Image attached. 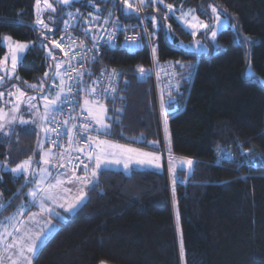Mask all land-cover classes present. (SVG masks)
Returning a JSON list of instances; mask_svg holds the SVG:
<instances>
[{
	"label": "trees",
	"instance_id": "16d2710c",
	"mask_svg": "<svg viewBox=\"0 0 264 264\" xmlns=\"http://www.w3.org/2000/svg\"><path fill=\"white\" fill-rule=\"evenodd\" d=\"M207 3L228 16L236 31L227 28L217 36V54L186 53L179 45L191 35L165 5H173L174 13L194 9L200 20L208 21ZM121 4V0H74L68 8H58L54 21L47 20L54 27L48 32L35 22L36 0H0V61L6 51L2 36L32 42L18 75L27 82L50 78V59L38 43H49L51 38L61 42L70 11H86L78 27L91 18L99 22L96 17L135 19L123 15ZM143 12L160 20L155 62L179 61L173 68L177 88L170 94L161 91L158 107L151 78L140 81L134 71L138 64L150 68L148 48L136 53L104 49L103 62L125 70L124 99L104 102L111 116L110 127L102 131L104 141L162 154L165 119L171 153L195 161L193 176L185 181L188 166L179 167L172 180L166 162L161 170L136 169L129 174L102 168L84 202L57 221L32 264H264V86L259 81L264 79V0H164L155 6L148 0ZM187 61H192L191 66ZM250 62L255 75L246 78ZM91 70L87 82L98 74L96 68ZM163 86L160 82V90ZM4 88L9 86L0 90ZM65 94L66 89L62 100ZM3 137L0 196L5 206L0 216L29 203L28 176L11 169L37 156L36 132L20 129ZM50 138L51 130L45 144L62 156L63 168L71 176L92 172L96 156L87 170L74 173L67 168L63 152L50 145ZM224 152L228 157L216 163Z\"/></svg>",
	"mask_w": 264,
	"mask_h": 264
},
{
	"label": "rangeland",
	"instance_id": "374dc122",
	"mask_svg": "<svg viewBox=\"0 0 264 264\" xmlns=\"http://www.w3.org/2000/svg\"><path fill=\"white\" fill-rule=\"evenodd\" d=\"M73 1L74 0H72V2ZM121 1H122L121 6H122V10H123V15L127 16L128 14H132L134 16H138V14L140 13L139 12V6H138L139 0H129V3L131 5H133L134 7H137V9H138L137 11H132L128 8H125L123 0H121ZM49 2L53 3L54 6L57 8L56 12L53 13L50 10H44L42 12H38L36 5H35L37 17L40 16V18H42L46 24H48L47 20L54 21L56 19L53 17V15L58 12V8L61 10H64V9L68 8V6L70 4H72V2H71L69 5L65 6L63 4L57 3L56 0H49ZM114 2H116V0H112V3H114ZM147 2H148V0H145V4L142 7V9L145 8V6L147 5ZM212 7H215L217 9V14L220 16L219 23H217V21L215 19V15L212 12ZM41 8H43V2H41ZM205 8L208 12V19L209 20L208 21L202 20V21L208 27L207 28H199V27L193 28V27H189V23H193V21L191 20V15L185 17V16H183V13H189L191 10L192 14L197 16L196 10L188 9V10H184V11L179 12V13H174L173 11L169 12L168 8L166 7L168 14L173 16L174 19L179 24H181L184 27V29L191 35V39L189 41L181 43L179 45V47L186 53H193V54H196L197 56L217 54L219 52L218 48H217V36L227 28H230L233 31H236L235 24L231 21V19L228 16L222 14L220 12V10L215 5H213L211 3H207L205 5ZM69 11H67L66 13H68ZM144 15H145V20H146L147 24L149 25L151 23V26H152V29H151L152 39H151V41H152V44L154 47L153 49H155V51H156V47H155L154 43H155V37L157 35V31L160 27L158 24L160 22V20L158 19V17L156 15H154L152 13H145ZM37 17H36V19H37ZM153 17L155 18V22L153 20ZM37 26L44 31H48L46 29H43L39 25H37ZM49 28H51L53 30L54 27L49 26ZM168 28H169V26L166 25L167 38L170 42H172L173 39H172V36H171ZM213 30L216 31L215 39H213V37H212V31ZM51 31H48V32H51ZM193 32L196 33L195 36L193 35ZM4 36H9V35H4ZM4 36H2L1 44L4 46L6 51H5V54H4L1 61H4L5 57H7V61L4 63H0V69H4V70H0V77H4L3 80H0V87H2L3 85H7V86H9V88H4L3 90H0V93H2V95H0V125L3 126L2 128H0V141H3V139H4L3 136L6 133L14 132L16 130L18 131L20 129H22V130L28 129V130L36 132V135H37L36 148L38 146L39 155L41 154V157L37 158V161H38L37 164L42 165L41 166V172L43 173L45 171H49V168L51 166H53L55 163V162L50 161L47 157L46 158L48 159V163H44L42 157H44L45 153H47V152L52 153V155H53L52 160L53 161H56L55 158L57 157L55 150L47 147L45 142L48 139L49 133H50L49 125H48L49 118L52 116V114L59 107L61 100L63 98V95L65 93V89H66V85L64 83L63 74H62L63 68H64V62H63V59L61 58V56L59 54L60 47H57V46H55V44L52 43V41L58 42L57 39H53V38L50 39L49 43H47V42H43V43L39 42L38 43L40 46L41 45L43 46V48L45 50V56H47L50 59V69H49L48 73L51 74V77L50 78L45 77L44 79H39L38 82H36V81L27 82V81L21 80L17 71H18V66H19L20 62L22 61L25 53L28 51V49L30 47L33 46V43L32 42L16 41V40L12 39L10 36L9 37L11 38V41H4L3 40ZM17 42L26 43L28 45V47L23 53L20 54L19 60L17 63V67L15 69V73L11 77H9L6 74V73L12 72L11 53L9 51V43L14 45ZM49 52H51L52 55H49ZM57 64H60V68L56 67ZM186 64H188V66H191L192 61H187ZM254 75H255V72L252 69V64L250 62L248 67L245 69L244 76L246 78H249L250 76H254ZM62 80H63V84L61 83ZM259 81L264 86V79L259 78ZM41 84H43V89L39 88V85H41ZM31 85H37L38 87L36 89H33L31 87ZM61 88H63L62 92H61ZM17 89H19L20 91L18 92ZM10 93H11V95H10ZM20 93H23V95H20ZM57 93H60L61 98L56 102V104L54 106H52L51 110L47 114V119H43V117L45 116V104L47 103V101L45 100V97H47L48 100H52V99H55ZM30 97H35V99H30ZM87 101H88V103L85 104V108L91 113V116L93 119L97 115L101 114L102 110H101L100 106H103L104 122L106 124H108L110 127L108 119L111 116L109 114L108 106L105 105L104 103H93L92 101H89V100H87ZM13 117H15V119H13ZM22 119L25 121H28V123H21ZM94 122H95V119H94ZM42 129H47V130L42 131ZM107 130L108 129L101 130V131H103L105 133ZM163 137H164L163 140H164V144H165L164 145L165 151H164V147H163L162 154L156 153L157 155L160 156L159 163H160L161 167L159 169H157L151 165H147V164H145V165L136 164L134 162V160L137 158H141V157H139L137 152H133V153H124L123 154L124 156H130L133 159V162L130 163L128 170H125L122 163L121 164L105 163V164H102L99 169H97V172L99 170H101L102 168L121 170L126 174L127 173L129 174L132 170H136V169H138V170H161L164 168L165 162L167 164V169L169 170V168H170V155H169L170 134H169L168 128H167V133L165 132V119H164ZM105 141H108L109 143H108V145H104V153L103 154L108 159L112 158L113 153L115 154V156L117 158H122V149L118 148V147H110L109 145H121L124 148L136 149L132 146L121 144V143L114 141L112 139H107ZM139 152H149V151L139 150ZM171 155L175 158L172 161V163L175 164V172L173 173V172L169 171L171 179L173 180L177 168L187 167V165L180 163L179 158H181V157H176L172 153H171ZM95 165H96V160H95ZM30 167L31 166H29L28 170H31ZM5 169L10 170V168H8L7 166L5 167ZM42 169H43V171H42ZM34 170L36 171V168H34ZM21 173H23V172H20L19 174H21ZM23 174H25V173H23ZM25 176H28V174H25ZM33 178H34L33 175H30V182L34 186L35 180H33ZM40 183H41L40 180L37 179V185H36V188L34 189L36 192H38L40 189V188L38 189V187L41 186V185H39ZM66 191H69V190L67 189ZM84 197H85V193H84ZM73 199L75 200L74 196L71 199V201H73ZM40 202H42V199H40L39 203ZM4 206H5L4 200L0 196V210H2L4 208ZM71 212L73 213V211H71ZM20 218H21V213L17 212V210L10 213V214H5V215L0 216V248L2 249L5 247L6 252L9 249L17 248L19 256L24 257V253L26 254L27 252H24L23 254H21L20 246L25 244L27 242L28 238H26V237L21 238V233H26L27 231L32 232L31 235L36 237L38 234L37 233L38 230L32 221L24 220L22 223H20ZM17 228H19V231H16ZM51 232H52L51 230L50 231L48 230V232L44 231L43 233L47 237ZM14 240L16 242V246L10 248L9 245L12 244V242ZM39 244H40V242H39Z\"/></svg>",
	"mask_w": 264,
	"mask_h": 264
},
{
	"label": "built area",
	"instance_id": "2783aa9c",
	"mask_svg": "<svg viewBox=\"0 0 264 264\" xmlns=\"http://www.w3.org/2000/svg\"><path fill=\"white\" fill-rule=\"evenodd\" d=\"M138 18L122 20L121 18H100L87 20L84 26L81 11L67 14L62 26L63 41L61 56L65 60L66 68L63 79L66 85V94L58 110L51 116L49 127L51 130L50 145L59 148L66 159V166L74 173L86 170L84 165H91L92 159L97 154L95 143L89 144V139L104 141L105 135L98 130V125L93 121L90 113L83 107L86 100L95 103L115 102L123 100L121 94L122 76L125 70L121 66L111 65L102 60L104 49H120L129 53H136L145 46L150 51V68L134 66L141 81L151 78L154 86L160 82L163 88L155 93L160 107V93L167 91L169 94L177 88L176 78H163V73L173 69L170 60L156 63L151 47V34L148 24L139 7ZM135 40L133 43L132 40ZM74 41V42H73ZM67 53V55L65 54ZM94 67L98 70L96 78L87 82L86 78L92 76ZM143 68V73L139 69ZM159 101V102H158ZM87 125V129L83 126ZM82 150V151H81ZM89 152L92 153L91 160ZM242 154H246L245 151ZM87 168V169H88Z\"/></svg>",
	"mask_w": 264,
	"mask_h": 264
},
{
	"label": "snow or ice",
	"instance_id": "6c2138e0",
	"mask_svg": "<svg viewBox=\"0 0 264 264\" xmlns=\"http://www.w3.org/2000/svg\"><path fill=\"white\" fill-rule=\"evenodd\" d=\"M41 2H43V8H41ZM57 3L59 4H63L65 6L69 5L72 0H56ZM152 4L155 6V4L160 3L163 4L164 0H151ZM123 3L125 5V8H128L132 11H137V7H134L133 5H131L129 3V0H123ZM145 4V0H139V7L142 8ZM169 12H171L173 10V5L171 4H167L165 5ZM36 8L38 12H42L44 10H50L51 12H56L57 8L54 6L53 3H50L49 0H36ZM212 12L215 15V19L217 21V23H219L220 21V16L217 14V9L215 7H212ZM167 15V14H166ZM191 15V20L193 21V23H189V27H199V28H207L208 26L202 21L200 20L196 15L192 14L191 10L189 13H183V16H189ZM153 20L155 22V18L153 17ZM36 24L41 26L43 29H46L48 31H51L52 29L49 28L48 24L45 23V21L40 18V16L37 17L36 19ZM68 22L65 21V24H67ZM195 32H193V35L195 36ZM212 37L213 39H215L216 37V31L213 30L212 31ZM4 41H11V38L9 36H4L3 37ZM63 41V38H61V42ZM61 42H57V41H52L53 44H55V46L57 47H61ZM74 42V41H73ZM132 42L134 43L135 40L133 38ZM28 45L26 43H20L17 42L14 45L9 43V51L11 53V64H12V72L11 73H6L9 77H11L14 73H15V69L17 67V63L19 60V56L21 53H23L26 49H27ZM64 49L61 47V51H63ZM153 52L155 53V49H153ZM67 55V53H65ZM49 55H52L51 52H49ZM7 61V57L4 58V61H0V63H4ZM57 68H60V64L56 65ZM0 70H4V69H0ZM140 72L143 73L144 69L141 68L139 69ZM47 76V73L45 74ZM18 78V77H17ZM4 77H0V80H3ZM61 83L63 84V80L61 81ZM31 87L33 89H36L38 86L37 85H31ZM40 89H43V84L39 85ZM17 91L19 92L20 90L17 89ZM63 91V88H61V92ZM0 95H2V93H0ZM11 95V93H10ZM20 95H23V93H20ZM60 93H57L55 99L52 100H48L47 97H45V100L47 101V103L45 104V116L43 117V119H47V114L48 112L51 110L52 106H54L56 104V102L60 99ZM30 99H35V97H30ZM88 101H85V104H87ZM93 103H95L93 101ZM101 107V114L97 115L96 117H94L95 122L99 125V129L98 130H106L108 129L109 125L106 124L104 122V115H103V106ZM162 108H163V101H162ZM91 115V113H90ZM13 119H15V117H13ZM21 123H28V121L25 120H21ZM3 126L0 125V128H2ZM85 129H87V125L83 126ZM47 129H42V131H46ZM165 132L167 133V120H165ZM167 138V137H166ZM91 143H95L97 146V154H96V165L95 168L92 170V177H96L97 176V169H99L101 167L102 164L105 163H114V164H123L125 170L129 169L130 163L133 162L132 157L130 156H124V153H133V152H137L139 157L141 158H137L134 160V162L136 164L139 165H151L157 169H159L161 167L159 161H160V156L157 155L154 152H139V150L137 149H131V148H124L121 145H109L110 147H118L122 149V158H117L115 156V154H112V158L108 159L105 157L104 153V145H108V141H101V140H93L92 138L89 139V144ZM155 143V142H153ZM82 151V150H81ZM47 153H45L44 157H42L43 162L44 163H48V159L47 157ZM169 155H170V168L169 171L170 172H175V164L172 163V161L175 159L172 155H171V144L169 143ZM92 158V153L89 152V159L91 160ZM31 157H29L28 160H25L23 163L18 164L15 168H12L11 171L15 174V173H20L23 172L25 174H27L29 166L31 164ZM180 163L187 165L189 168L192 166V160L191 159H186V158H179ZM85 169L87 170L88 168V164L84 165ZM43 171V169H42ZM85 185L91 184L92 180L91 178H88L87 176H85V178L82 181ZM29 196H35V192H29L28 193ZM84 199V192L83 190H81L80 195H78L75 199L74 202L69 203L67 208H65V211H72L75 208H77V206L80 204V202ZM43 207V205H41ZM63 207V205H61ZM58 215V214H57ZM16 231H19V228L16 229ZM10 235V234H9ZM44 233L41 232L39 234H37V236L35 238H29L27 240V242L23 245L20 246V251L21 254H23L24 252H27L29 254H35L36 249L38 247V244L40 242V240L43 238ZM16 246V242L15 240L12 242V244L9 245V247H15ZM181 258L183 259V246L181 245ZM24 259L27 261V264H32V260H31V256H24ZM13 264H15V261H13ZM101 264H104V262L102 261Z\"/></svg>",
	"mask_w": 264,
	"mask_h": 264
},
{
	"label": "crops",
	"instance_id": "0c3cea01",
	"mask_svg": "<svg viewBox=\"0 0 264 264\" xmlns=\"http://www.w3.org/2000/svg\"><path fill=\"white\" fill-rule=\"evenodd\" d=\"M36 154L37 156L34 160L31 161L30 164L31 170H28L27 172L28 182L31 183L30 175H33V180H35L34 186L31 183L29 189L26 192L29 203L27 205H21L17 209V212L21 213L20 223H22L24 220L32 221L38 230V234L44 231L48 232V230L52 231L47 237L44 234L43 238L40 240V244H38L35 254L41 248L45 240L56 230L57 221L64 220L66 215L72 213L71 211H65V208H67L69 203L75 201L74 199L73 201H71L73 196L76 199V197L80 195L81 190L86 193V190L88 189L90 184L85 185L82 182L85 176L91 178L92 183L95 181V177H92L91 171H87V173L77 177L71 176L63 168V158H61L62 156L57 151V157L55 158L56 161L52 160V153L47 152V158L55 163L49 168V171H45L42 173V165L37 164V158L41 157V154L39 155L38 152V147L36 150ZM34 168H36V171L34 170ZM37 179H39L41 182L39 184L41 186L38 187V189L40 188L38 192L34 190L37 185ZM67 189L70 192L66 191ZM29 192H36L35 196H29ZM40 199H42V202L39 203ZM84 200L85 197L77 206V208L84 202ZM41 205H43V207ZM61 205H63V207ZM77 208L72 211H76ZM31 233L32 232L28 231L26 233H21V238H35V236H32ZM35 254L24 253V256L30 255L32 260ZM13 261H15V264H27V261L24 259V257L19 256L17 248L9 249L7 252L5 247L2 249L0 248V264H13Z\"/></svg>",
	"mask_w": 264,
	"mask_h": 264
},
{
	"label": "bare ground",
	"instance_id": "6f19581e",
	"mask_svg": "<svg viewBox=\"0 0 264 264\" xmlns=\"http://www.w3.org/2000/svg\"><path fill=\"white\" fill-rule=\"evenodd\" d=\"M138 6H139V1H138ZM141 10H142V13H143V16H144V18H145V15H144V12H143V9L141 8ZM81 13L83 14V15H85L86 14V11L85 10H81ZM68 14H72V15H76L75 13H73L72 11H70ZM97 16V15H96ZM97 18V17H96ZM100 18H121L122 20H124V21H126V20H129V18H123V17H121V16H114V17H108V16H106V17H100ZM138 17L136 16V19H137ZM60 31V30H59ZM54 36V35H53ZM52 36V37H53ZM60 36V34H57V36L56 37H59ZM145 47H147V46H145ZM151 47H152V49H153V45H152V41H151ZM148 48V47H147ZM148 52H149V57H150V51H149V48H148ZM150 61H151V57H150ZM136 66H142V65H140V64H138V65H136ZM173 68H174V64H173ZM134 71H135V73L137 74V76H138V78H139V74H138V72L134 69ZM123 77L124 76H122L121 77V79L123 80ZM163 78H175V76H174V70L172 69V70H170V71H167V72H165V73H163ZM140 80V79H139ZM141 81V80H140ZM155 84H157V83H154V85ZM154 90H155V93L156 92H159L160 91V83L157 85V86H154ZM158 112H159V109H158ZM159 115H160V112H159ZM160 117H161V115H160ZM164 139V138H163ZM165 145V144H164ZM164 151H165V147H164ZM228 154H227V152H224V153H222V154H220L219 156H218V161L216 162V163H219V161H221L222 159H224V157H228L227 156Z\"/></svg>",
	"mask_w": 264,
	"mask_h": 264
},
{
	"label": "water",
	"instance_id": "95a60500",
	"mask_svg": "<svg viewBox=\"0 0 264 264\" xmlns=\"http://www.w3.org/2000/svg\"><path fill=\"white\" fill-rule=\"evenodd\" d=\"M192 162H193L192 166L190 168L188 167V169H187V174H186L185 181H189L192 178V176H193V171H194V167H195V161L192 160Z\"/></svg>",
	"mask_w": 264,
	"mask_h": 264
}]
</instances>
